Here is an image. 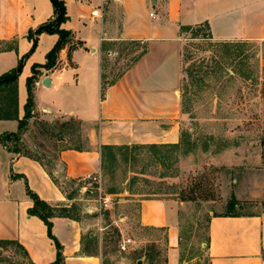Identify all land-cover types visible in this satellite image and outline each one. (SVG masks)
I'll return each mask as SVG.
<instances>
[{
	"label": "crops",
	"instance_id": "obj_1",
	"mask_svg": "<svg viewBox=\"0 0 264 264\" xmlns=\"http://www.w3.org/2000/svg\"><path fill=\"white\" fill-rule=\"evenodd\" d=\"M64 2L67 19L61 27L72 32V43L79 40L82 46L68 57L65 45L55 68H37L31 117L38 115L47 123L72 118L86 126L85 149L64 145L58 152L54 175L61 182L98 175L105 145L179 143L183 119L179 89L184 76L181 39L187 30L205 26L218 41H264V0ZM94 9H98L97 16L91 15ZM52 15L50 0H0V75L23 58L16 82V116L0 119V135L18 131L27 100L26 78L34 65L45 63L58 40L56 33H41L35 50L28 54L32 46L28 32ZM121 40L141 41L146 50L110 79L103 61L113 58L114 42ZM260 64L264 68V56ZM45 76L48 86L42 84ZM104 80L109 83L102 94ZM58 134L63 137L58 144H66L68 139ZM55 178L37 160L9 151L0 142V239L18 241L26 251V264H50L56 258L46 225L28 212L33 201L26 193L29 189L52 207H69L74 198ZM171 208L164 199H143L138 219L143 226L165 228L168 264H175L179 252ZM50 221L51 232L62 245L64 264H103L101 252L86 251L96 233L85 232L78 219L53 216ZM206 252L208 264H263L264 208L211 215Z\"/></svg>",
	"mask_w": 264,
	"mask_h": 264
},
{
	"label": "rangeland",
	"instance_id": "obj_2",
	"mask_svg": "<svg viewBox=\"0 0 264 264\" xmlns=\"http://www.w3.org/2000/svg\"><path fill=\"white\" fill-rule=\"evenodd\" d=\"M180 141L102 148L99 180L59 181L57 155L64 145L85 149L86 126L77 120L47 123L31 118L16 144L45 166L73 199L69 214L96 236L86 251L101 252L103 264H168L165 228L140 224L143 199L172 204L177 225L175 264H208L206 243L211 215L252 213L264 208V41H218L207 28L182 35ZM145 44L114 42L104 73L115 79L132 65ZM2 93H0L1 95ZM63 133L66 144L55 142ZM109 197L108 206L99 203ZM237 203L231 207L230 200ZM132 239L122 251V238ZM0 262L26 264L16 245L0 248Z\"/></svg>",
	"mask_w": 264,
	"mask_h": 264
},
{
	"label": "trees",
	"instance_id": "obj_3",
	"mask_svg": "<svg viewBox=\"0 0 264 264\" xmlns=\"http://www.w3.org/2000/svg\"><path fill=\"white\" fill-rule=\"evenodd\" d=\"M50 2L53 6L52 17L48 19L47 21H45L44 23L40 24L34 30H30L28 32V38L32 40V46L28 54H30L31 52L35 50L37 46L38 35H40L41 33H56L58 35V40L46 54L45 63L43 65H34L32 67V75L26 78L27 100L24 105V115L21 119L18 120V131L13 132V133H3L0 135V142L9 151L18 153L20 155L28 156L30 158L37 160L38 162H40L39 159L29 154L22 153L20 149L18 148V146H16V144L10 147L8 143L12 141L17 142L20 139L23 129L28 124L29 119L33 116L32 114V110L34 106L33 83H34V79L36 78V74L38 72L37 68L38 67H44L45 69L55 68L58 54L65 45H68V57H70L71 51L73 49H75L77 46H82V42L79 40L72 43V39L74 37L72 32L65 30L64 28L61 27V24L67 19L64 0H50ZM145 50L146 49L144 47V50L139 55V57L145 52ZM138 58L135 61H137ZM22 66H23V58L18 61V64L14 68L0 75V93H2L0 95V119H10L16 116V111H17L16 82H17L18 75L22 69ZM108 83H109L108 80L103 81L102 94H103V90L106 84ZM57 135L59 134L55 135L56 143H58L56 140ZM149 145H157V144H149ZM169 145H176V144H169ZM134 146H114V147L133 148ZM107 147H112V146H109V145L102 146V148H107ZM40 164L44 166L41 162ZM48 174H50L51 176V173L49 171H48ZM54 182L58 183L57 180L55 179H54ZM26 193L30 196V198L33 201V205L31 208L28 209V212L32 215L37 216L44 222V224L47 227L48 237L51 238L54 242V245L56 248V258L50 264H64V257L62 254V245L56 239V237H54V235L51 232L52 222L50 221V218H52L53 216H63V217H70V218L76 219L74 216L68 213L70 206L69 207H64V206L63 207H52L48 203H46L44 200L40 199L35 193L30 191L29 189H27ZM236 203L237 202L235 200L231 199L229 202V205L233 207L235 206ZM239 214L240 213L231 212V213H225L224 215H239ZM9 245H16L18 248L22 250V253L24 254V256L26 255L25 249L18 243V241L0 239V248L4 249Z\"/></svg>",
	"mask_w": 264,
	"mask_h": 264
},
{
	"label": "built area",
	"instance_id": "obj_4",
	"mask_svg": "<svg viewBox=\"0 0 264 264\" xmlns=\"http://www.w3.org/2000/svg\"><path fill=\"white\" fill-rule=\"evenodd\" d=\"M97 14H98V9H94V10L91 11V15L92 16H97ZM150 16L154 17V13L150 12ZM83 179L84 180H91L92 182L97 183L98 180H99V174L98 175H94V176L86 175ZM108 201H109V197H101L99 199V203L103 207H107L108 206ZM131 241H132V239L130 237H126V238L123 237L121 239L120 243H119L120 250H122V251L126 250L129 247ZM263 264H264V261H263Z\"/></svg>",
	"mask_w": 264,
	"mask_h": 264
},
{
	"label": "water",
	"instance_id": "obj_5",
	"mask_svg": "<svg viewBox=\"0 0 264 264\" xmlns=\"http://www.w3.org/2000/svg\"><path fill=\"white\" fill-rule=\"evenodd\" d=\"M42 84L45 86L49 85V79L47 76H45L44 79L42 80ZM56 140L61 141V140H63V137L61 135H57ZM137 264H141V260H138Z\"/></svg>",
	"mask_w": 264,
	"mask_h": 264
}]
</instances>
